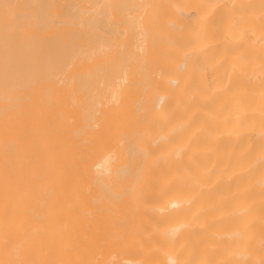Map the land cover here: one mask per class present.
<instances>
[{
	"label": "bare ground",
	"instance_id": "bare-ground-1",
	"mask_svg": "<svg viewBox=\"0 0 264 264\" xmlns=\"http://www.w3.org/2000/svg\"><path fill=\"white\" fill-rule=\"evenodd\" d=\"M0 264H264V0H0Z\"/></svg>",
	"mask_w": 264,
	"mask_h": 264
}]
</instances>
